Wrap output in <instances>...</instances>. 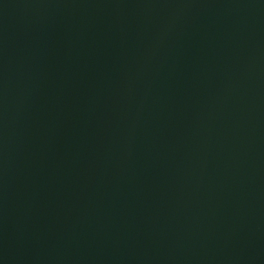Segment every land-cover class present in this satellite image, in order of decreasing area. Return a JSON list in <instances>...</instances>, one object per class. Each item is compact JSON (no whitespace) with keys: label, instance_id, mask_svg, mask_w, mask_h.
<instances>
[{"label":"water","instance_id":"water-1","mask_svg":"<svg viewBox=\"0 0 264 264\" xmlns=\"http://www.w3.org/2000/svg\"><path fill=\"white\" fill-rule=\"evenodd\" d=\"M0 264H264V0H0Z\"/></svg>","mask_w":264,"mask_h":264}]
</instances>
